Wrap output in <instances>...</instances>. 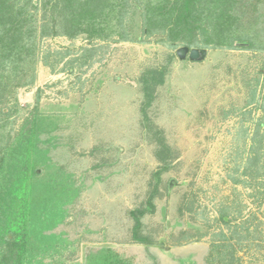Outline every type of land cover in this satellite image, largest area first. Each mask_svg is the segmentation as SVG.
Segmentation results:
<instances>
[{
  "label": "rangeland",
  "instance_id": "rangeland-1",
  "mask_svg": "<svg viewBox=\"0 0 264 264\" xmlns=\"http://www.w3.org/2000/svg\"><path fill=\"white\" fill-rule=\"evenodd\" d=\"M130 18L123 29L141 35L138 18ZM146 40L117 33L94 41L45 39L35 85L17 91L20 112L9 128L17 130L37 108L58 121L51 156L81 187L56 230L70 239L61 261L87 264L93 252L113 248L134 264H223L213 247L223 242L221 232L230 237L219 221L227 210L234 228L250 230L242 242L228 240L239 264H264V177L244 175L251 147L262 146L264 166V51L208 48L204 59L188 61L157 36ZM48 53L65 57L56 66ZM162 72L163 83H156ZM145 78L156 87L150 115L174 154L156 211L143 219L153 246L133 241L130 216L146 206L161 166L153 133L142 125Z\"/></svg>",
  "mask_w": 264,
  "mask_h": 264
},
{
  "label": "trees",
  "instance_id": "trees-1",
  "mask_svg": "<svg viewBox=\"0 0 264 264\" xmlns=\"http://www.w3.org/2000/svg\"><path fill=\"white\" fill-rule=\"evenodd\" d=\"M130 15L138 18L141 35L133 32L132 36L123 29ZM263 17L264 0H0V264H44L46 258L49 264H64L61 247L68 246L70 239L66 232L56 230L82 193L75 175L51 156L59 146V138L54 135L58 121L40 114L37 108V113L26 118L17 130L9 128L10 118L20 112L18 89L36 83L45 39L86 37L94 41L117 33L123 40L138 43L157 36V42L177 52L183 47L264 51ZM86 52L85 60L92 55V50ZM58 57L55 53L47 55L56 66L65 56ZM164 74L155 82L163 83ZM147 81L145 78L142 125L148 136L153 133L151 142L161 166L154 173L155 188L146 206L132 210L130 216L134 222L133 241L153 246L155 242L144 234L143 219L156 211L154 203L162 175L169 171L174 154L164 130L155 125L150 115L156 87ZM252 101L259 102L254 97ZM262 149L251 147L253 156L246 161L244 175L264 177ZM262 197L261 203L264 194ZM186 210L192 209L184 207L182 212ZM234 220L227 210L220 213L219 221L231 230L230 237L221 232L223 242L213 247L215 258L223 264L241 261L236 258V246L228 240L242 242L250 235L249 228L242 232L234 228ZM95 252L88 256L90 263L134 264L113 248Z\"/></svg>",
  "mask_w": 264,
  "mask_h": 264
},
{
  "label": "water",
  "instance_id": "water-1",
  "mask_svg": "<svg viewBox=\"0 0 264 264\" xmlns=\"http://www.w3.org/2000/svg\"><path fill=\"white\" fill-rule=\"evenodd\" d=\"M178 56L180 59H185L188 55L190 56L191 60H199V59H204L207 55V50L203 49H192L190 50L188 47H183L180 48L177 52ZM175 181L171 182V187L175 185Z\"/></svg>",
  "mask_w": 264,
  "mask_h": 264
}]
</instances>
